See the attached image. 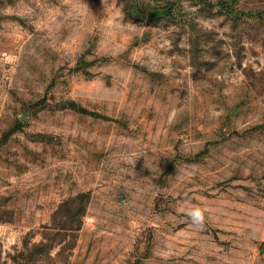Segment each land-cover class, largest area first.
Segmentation results:
<instances>
[{"label": "rangeland", "instance_id": "374dc122", "mask_svg": "<svg viewBox=\"0 0 264 264\" xmlns=\"http://www.w3.org/2000/svg\"><path fill=\"white\" fill-rule=\"evenodd\" d=\"M0 264H264V0H0Z\"/></svg>", "mask_w": 264, "mask_h": 264}, {"label": "clouds", "instance_id": "9594fccd", "mask_svg": "<svg viewBox=\"0 0 264 264\" xmlns=\"http://www.w3.org/2000/svg\"><path fill=\"white\" fill-rule=\"evenodd\" d=\"M187 215L189 216L193 225L202 226L205 220V210L200 206H192L188 211Z\"/></svg>", "mask_w": 264, "mask_h": 264}]
</instances>
